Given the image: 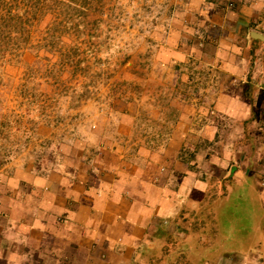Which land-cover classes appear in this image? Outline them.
<instances>
[{
    "label": "crops",
    "instance_id": "crops-1",
    "mask_svg": "<svg viewBox=\"0 0 264 264\" xmlns=\"http://www.w3.org/2000/svg\"><path fill=\"white\" fill-rule=\"evenodd\" d=\"M258 15L222 8L220 88L200 90L215 104L173 107L181 113L168 136L165 120L141 126L160 130L156 138L130 123L113 127L116 135L95 132L83 157L0 162V264H264V100L253 102L264 89V40L251 36L264 34L253 24ZM221 117L229 126L215 142L222 154L205 149ZM238 161L254 162L248 181L231 179L230 169L244 173L242 164L233 169ZM203 173L221 175L222 201L211 202ZM232 199L252 214L233 234L221 218L212 236L187 217L232 209Z\"/></svg>",
    "mask_w": 264,
    "mask_h": 264
},
{
    "label": "rangeland",
    "instance_id": "rangeland-1",
    "mask_svg": "<svg viewBox=\"0 0 264 264\" xmlns=\"http://www.w3.org/2000/svg\"><path fill=\"white\" fill-rule=\"evenodd\" d=\"M222 8H250L261 15L253 24L264 26V0H0V162L83 157L95 132L111 135L130 123L134 133L156 138L160 130L141 126L165 120V137L181 113L173 107L215 104L200 90L208 82L220 88ZM258 93L255 104L264 100V89ZM224 126L221 117L206 150L222 154L215 142ZM248 162L233 164L244 167L236 178L230 169L234 183L251 178ZM203 176L211 202L222 201L221 175ZM232 201V209L187 217L213 236L218 219L227 226L234 210L244 221L245 206Z\"/></svg>",
    "mask_w": 264,
    "mask_h": 264
},
{
    "label": "trees",
    "instance_id": "trees-1",
    "mask_svg": "<svg viewBox=\"0 0 264 264\" xmlns=\"http://www.w3.org/2000/svg\"><path fill=\"white\" fill-rule=\"evenodd\" d=\"M238 199L239 200H241L242 201V199L240 198V197H238ZM247 210V209H246ZM235 213H236V211L234 210L233 211V214L231 215V217L229 218V221L227 222L228 223V225L227 226H223L225 229H226V231H228L227 233H234V231L237 229V228H239V227H243L242 229H244L245 227H247V225H246V222H248V223H250L251 224V221H252V216H250V215H252V214H250V212H249V210H247V212H246V214L244 215V217L243 216H240L241 218H242V220H244V221H241V222H239V221H236L235 220V218L237 217L236 215L238 214H236L235 215ZM250 216V217H249ZM245 219H247V220H245ZM224 224V223H223ZM241 224H245V225H243V226H241ZM232 238L235 236V235H230Z\"/></svg>",
    "mask_w": 264,
    "mask_h": 264
},
{
    "label": "water",
    "instance_id": "water-1",
    "mask_svg": "<svg viewBox=\"0 0 264 264\" xmlns=\"http://www.w3.org/2000/svg\"><path fill=\"white\" fill-rule=\"evenodd\" d=\"M251 36L256 39H262L264 40V34L259 33L257 31H251Z\"/></svg>",
    "mask_w": 264,
    "mask_h": 264
}]
</instances>
